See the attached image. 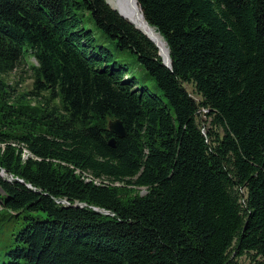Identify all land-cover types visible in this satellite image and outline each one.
Here are the masks:
<instances>
[{
    "label": "trees",
    "instance_id": "1",
    "mask_svg": "<svg viewBox=\"0 0 264 264\" xmlns=\"http://www.w3.org/2000/svg\"><path fill=\"white\" fill-rule=\"evenodd\" d=\"M136 1L170 69L106 0H0V264H264V0Z\"/></svg>",
    "mask_w": 264,
    "mask_h": 264
},
{
    "label": "rangeland",
    "instance_id": "2",
    "mask_svg": "<svg viewBox=\"0 0 264 264\" xmlns=\"http://www.w3.org/2000/svg\"><path fill=\"white\" fill-rule=\"evenodd\" d=\"M96 31V38L98 43L100 44H106L107 47H109V49L115 54L116 57L119 58V60L125 62L128 65L130 74H133L134 76L137 77H143L144 75V70L143 68L136 62L134 56L130 55L128 52H123V53H119L117 52L112 46L108 45L106 43V41H104V39L101 37L102 34L95 29ZM104 41V42H103ZM34 60L33 59H28L26 62V65L22 66L21 69L24 70V67H29V65L34 64ZM24 79H28V77L24 74L22 75ZM24 87L21 88V92L26 91L30 88V82L27 80L25 82V84L23 85ZM187 90L189 91V93L192 94V88L191 87H187ZM110 122H113V120H110L107 122V124H109ZM108 126V125H107ZM1 148V147H0ZM0 153H1V149H0ZM134 193L138 194V195H144L146 193L145 189H135ZM35 217L39 216L41 219H44V214L42 213H38V214H33ZM248 258L247 257H242L239 259V262L241 264H247L248 263Z\"/></svg>",
    "mask_w": 264,
    "mask_h": 264
},
{
    "label": "water",
    "instance_id": "3",
    "mask_svg": "<svg viewBox=\"0 0 264 264\" xmlns=\"http://www.w3.org/2000/svg\"><path fill=\"white\" fill-rule=\"evenodd\" d=\"M129 5H130V7L132 8V9H134L133 10V15H134V12H135V14H136V21H137V26H139V25H141L140 23H141V20L144 22V24L149 28V29H153L147 22H146V20H145V18H144V16H143V13L141 12V9L139 8V6H138V2L136 1V0H125ZM107 2V1H106ZM107 4H108V2H107ZM109 5V4H108ZM136 7L138 8V10L140 11V17H139V15H138V12H137V9H136ZM113 9V8H112ZM113 10H115V9H113ZM116 12H117V10H115ZM118 13V12H117ZM119 14V13H118ZM120 15V14H119ZM121 16V15H120ZM122 17V16H121ZM130 24H132L131 22H129ZM133 26H134V28L136 29V30H138V31H140L143 35H145L154 45H155V47L157 48V50L159 51V56L161 57V59H162V63H163V65L165 66V67H167L168 69H170L171 68V60H170V57H169V50H168V48H167V55H168V61L167 60H165V58H164V56L161 54V52H160V49H159V47L157 46V44L152 40V38H151V34H149L147 31H145V30H143V29H141V27H137V26H135L134 24H132ZM164 44H165V46L167 47V44H166V42L164 41ZM108 130L111 132V133H113L117 138H123L124 136H125V130L123 129V127H122V125H121V123L118 121V120H115V121H113V122H110L109 124H108ZM108 144L110 145V146H114V139L112 138L109 142H108ZM102 213H106L107 214V212H103V211H101Z\"/></svg>",
    "mask_w": 264,
    "mask_h": 264
},
{
    "label": "bare ground",
    "instance_id": "4",
    "mask_svg": "<svg viewBox=\"0 0 264 264\" xmlns=\"http://www.w3.org/2000/svg\"><path fill=\"white\" fill-rule=\"evenodd\" d=\"M108 4L110 5L111 8L117 10V12L127 21L131 22L135 26H137V21H136V14L134 12L133 15V10L130 5L125 1V0H106ZM138 15L140 17V11L136 7ZM141 25L137 27H141V29L147 31L149 34H151L152 40L157 44V46L160 49L161 54L164 56L165 60L168 61V55H167V47L164 44V40L159 36L158 33L154 29H149L144 22L141 20ZM23 158H27L29 153L26 150H23ZM87 175V174H86Z\"/></svg>",
    "mask_w": 264,
    "mask_h": 264
}]
</instances>
